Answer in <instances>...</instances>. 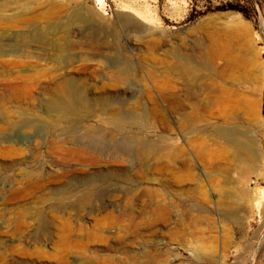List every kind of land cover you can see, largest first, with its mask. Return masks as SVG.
<instances>
[{
	"label": "rangeland",
	"instance_id": "rangeland-1",
	"mask_svg": "<svg viewBox=\"0 0 264 264\" xmlns=\"http://www.w3.org/2000/svg\"><path fill=\"white\" fill-rule=\"evenodd\" d=\"M212 34L241 63L224 76ZM183 61L205 65L191 89ZM203 87L235 105L248 167L218 155ZM0 264H264V0H0Z\"/></svg>",
	"mask_w": 264,
	"mask_h": 264
},
{
	"label": "bare ground",
	"instance_id": "bare-ground-1",
	"mask_svg": "<svg viewBox=\"0 0 264 264\" xmlns=\"http://www.w3.org/2000/svg\"><path fill=\"white\" fill-rule=\"evenodd\" d=\"M75 20H82V19H80L79 17L78 18L76 17ZM53 27H55V26H53ZM229 36H230V33H229ZM231 36H232V34H231ZM210 38H211V43H210V46L208 47V50L201 52L199 54V57L203 61H205L207 66H210L211 63H214L215 61L218 62L219 60L225 62V65L223 66V68L220 71V73L223 76L225 74H227V72H230V71L237 69L241 63L239 60H237L233 56L231 45H229L220 36H218L216 34H212ZM203 66H205L203 62L200 64H193V63H191V61H183L181 64L171 67L169 69V71H170V74H172V76L175 79L177 78V80H179L183 83V86L185 87V89H191L192 87H190V84L187 83L186 81H188V78L191 76V72L193 70H196L199 67H203ZM217 70L218 69L216 68V71ZM123 72L126 73V70L125 71L122 70L121 75H123ZM200 90L201 91L199 93L205 97L206 101L209 102L214 98H218L220 103H221V106H222L221 111L222 110L223 111H222V113L220 112V118L222 120V123L220 124V126L216 130L218 155H220L221 160H225L227 155H232V162H234V163L238 162V163L242 164L241 165L242 168L248 167L247 166V157H248V155H251V152L247 148L245 142L243 141L244 139L247 138V135L245 133H243L240 129L241 121H239L238 117H236V115L234 114L233 110L235 108V105L233 104L231 98L228 96L225 89L219 88L217 90H210L207 87H203ZM176 97H177L176 88L173 85V86H171V91L168 94V98L172 101V104L170 105V109L173 111H177L179 109L178 100ZM218 99H217V102H218ZM205 100H203V102L207 103ZM200 102H202V101L198 100L196 102L195 101L189 102V104L191 105V110L192 111L195 110V108L200 104ZM87 104L88 103L81 97L80 94H73L67 100H64V101H61V100L57 101L56 100V101L50 102V110L53 111L57 117H65V116L68 117V116H71L72 114H74L79 109V106H81V105L87 106ZM228 108H231L229 113L226 112V110ZM181 111H182V113H181V116L179 118L180 124H195V123L201 122V119L198 116L187 112V109H183ZM129 126H131V125H129ZM142 155L147 156L150 160H152L155 168L158 169L160 167V164H159L160 152L159 151H157L156 149L150 151L149 153H148V151H146V153H143ZM229 165L231 166V164H229ZM184 166L187 167L188 164H185ZM230 166H228V165L223 166L221 171L222 172H225V171L228 172ZM255 198L256 199L252 200V202H254V206L257 209H260L263 201L260 197H255ZM232 200H233V198H232ZM232 210L236 215H239L238 214V208L237 209L232 208ZM225 211L226 212L230 211V208H227ZM242 214H245V213H242ZM154 215L157 217H164L167 215V212L162 207L157 206V207H155ZM236 218L234 220H236ZM233 222H235V221H233Z\"/></svg>",
	"mask_w": 264,
	"mask_h": 264
}]
</instances>
